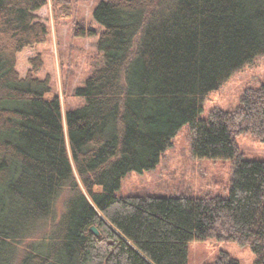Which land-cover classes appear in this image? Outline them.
Listing matches in <instances>:
<instances>
[{"label":"trees","instance_id":"16d2710c","mask_svg":"<svg viewBox=\"0 0 264 264\" xmlns=\"http://www.w3.org/2000/svg\"><path fill=\"white\" fill-rule=\"evenodd\" d=\"M47 4L0 0V264H188L193 240L248 246L264 264V162L236 143L246 132L264 142V86L200 118L206 96L264 56V0H103V63L65 118L50 77L36 76L41 56L17 70V55L48 39ZM186 125L195 159L233 162L229 195L118 197ZM213 264L240 263L221 252Z\"/></svg>","mask_w":264,"mask_h":264},{"label":"rangeland","instance_id":"374dc122","mask_svg":"<svg viewBox=\"0 0 264 264\" xmlns=\"http://www.w3.org/2000/svg\"><path fill=\"white\" fill-rule=\"evenodd\" d=\"M103 0H63L61 9L55 11L53 0L37 12L46 23L49 36L46 43L27 48L17 55V70L22 77L31 68L29 60L40 55L42 70L36 74L43 79L50 77L52 92L49 97L60 99L63 117L68 111L84 106L85 100L74 96L76 88L82 87L91 73L103 63L98 51L102 27L94 18V11ZM79 26L97 35L76 37ZM264 86V56H258L251 64L234 72L218 90L203 100L200 118L207 119L214 109L235 112L241 108L242 98L249 91ZM65 125V120H64ZM190 126L183 127L162 154L156 168L143 173L131 172L121 182L118 197L185 196L197 198L205 194L226 197L229 195L234 176L232 161L198 160L192 155ZM236 143L244 158L264 162V142L252 133L236 136ZM74 174L82 191L86 193L74 167ZM221 252H227L240 264H255L256 256L248 246L237 243H218L215 240H193L188 244V264H213Z\"/></svg>","mask_w":264,"mask_h":264},{"label":"water","instance_id":"95a60500","mask_svg":"<svg viewBox=\"0 0 264 264\" xmlns=\"http://www.w3.org/2000/svg\"><path fill=\"white\" fill-rule=\"evenodd\" d=\"M91 231H92L95 235H97V236L100 235L99 230H98L95 226H92V227H91Z\"/></svg>","mask_w":264,"mask_h":264}]
</instances>
